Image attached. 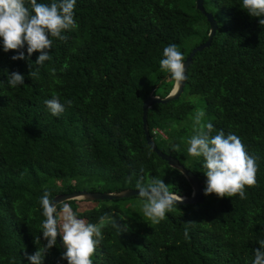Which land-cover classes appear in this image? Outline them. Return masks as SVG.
<instances>
[{
	"label": "trees",
	"instance_id": "trees-1",
	"mask_svg": "<svg viewBox=\"0 0 264 264\" xmlns=\"http://www.w3.org/2000/svg\"><path fill=\"white\" fill-rule=\"evenodd\" d=\"M195 1L76 0L77 26L62 33L66 40L53 39L51 59L39 66L34 62L40 53L32 54L35 78L28 60H13L18 53H5L0 38V264H30L26 253L38 250L35 237L41 236V247L46 243L40 204L45 191L52 200L75 190L136 189L135 180H126L135 173L191 195L185 177L147 144L142 102L152 91L166 96L174 84L160 68L166 46L176 44L185 60L207 39L209 24ZM241 5L242 0H203L217 21L212 41L193 55L180 96L153 104L147 113L156 146L198 176L203 202L175 204L159 223L127 219L129 228L121 231L113 226L125 224L114 203L120 198L83 210L69 200L87 223L109 218L93 264H251L264 239V26ZM192 37L200 41L188 48ZM23 51L27 55L26 46ZM11 72L24 75V84L11 87ZM54 95L61 103L72 101L59 117L44 103ZM196 110L204 113L205 131L211 123L213 136L221 130L237 135L257 158L256 184L245 186L246 198L205 196L203 158L187 155V137L178 139L176 150L166 144L175 125L192 121ZM61 254L57 244L44 264H68Z\"/></svg>",
	"mask_w": 264,
	"mask_h": 264
},
{
	"label": "clouds",
	"instance_id": "clouds-1",
	"mask_svg": "<svg viewBox=\"0 0 264 264\" xmlns=\"http://www.w3.org/2000/svg\"><path fill=\"white\" fill-rule=\"evenodd\" d=\"M30 7H26V0H0V38H2L3 51H16L13 60H28L30 77H37L38 72L32 70L31 56L39 52L34 64L43 66L51 59L49 50L52 49L53 39L66 40L62 35L67 30L74 29L76 21L74 8L76 0H52L50 4L38 3L37 0H27ZM242 9L252 17H259V23L264 26V0H242ZM26 46L27 55L23 49ZM163 59L160 60L161 71L170 74V78L180 85L187 79L184 56L176 44H170L163 49ZM24 75L19 72L8 74L7 83L11 87L23 85ZM175 89L173 90V92ZM48 111L59 117L65 111V104L71 106L72 101L61 103L58 96H53L44 101ZM204 113L199 112L195 117V124L200 125L194 134L187 140V155L202 157L204 173L207 177L204 195L216 194L219 198L234 197L237 194L241 199L246 198L245 186L256 184L257 164L256 157L249 155L241 139L235 134H225L222 130L216 135H211L213 125L208 123L205 131L200 124ZM178 145L174 150L178 149ZM183 175V172H181ZM131 183L135 180V188L143 200L144 216L153 223L164 219L166 212H171L173 206L183 202V197L169 190V185L164 180L153 177L147 182L141 175L126 178ZM50 193L45 191L40 198L42 214V236L45 244H41V236L35 237L38 250L28 255L30 264H44L49 251L57 246L58 236L62 239L66 249L60 259L68 264H93L92 256L97 245L103 240L102 229L108 222V216L99 217L96 224L87 223L77 217L69 201L54 203ZM123 226L114 222L115 227L127 231V219ZM188 232L185 230V236ZM260 248L254 249V258L251 264H264V239L258 241Z\"/></svg>",
	"mask_w": 264,
	"mask_h": 264
},
{
	"label": "water",
	"instance_id": "water-1",
	"mask_svg": "<svg viewBox=\"0 0 264 264\" xmlns=\"http://www.w3.org/2000/svg\"><path fill=\"white\" fill-rule=\"evenodd\" d=\"M195 7L206 17V20L209 24V30H208L207 39L204 42L197 45L196 47H194L189 53V55L185 58L184 63L186 66V71L188 66L192 62V57L195 54V52L201 51L203 48L208 47L210 45L212 38L215 34V31L217 29V21L214 19L213 14L211 12L205 10L203 6V0H196ZM184 85H185V81H183L180 85H177L174 81L171 90L166 96L160 97L158 95H153V91H152L142 102V125H143V131L147 144L158 155V157L166 161L170 167L177 169L180 173L183 172V176L185 177V179L187 180V182L191 187L192 190L191 195L182 196L184 199L183 202H178L179 205L197 204L203 202L204 199H203L202 182L198 179V176L194 172L187 169L182 163L179 162V160L176 157L163 152L156 146L154 142V138L150 135L149 132L147 113H148V109L155 103H166L171 100L177 99L182 93ZM174 89L175 91L173 92ZM138 194L139 193L137 189H130V188L123 189L120 191H111V192L75 190L68 193L56 194L52 200L54 201V203H59L64 200L65 201H69V200L98 201V200H112L117 198H127ZM57 244L59 246V250L61 253L66 251V249L63 247L62 240L59 236L57 238Z\"/></svg>",
	"mask_w": 264,
	"mask_h": 264
},
{
	"label": "rangeland",
	"instance_id": "rangeland-1",
	"mask_svg": "<svg viewBox=\"0 0 264 264\" xmlns=\"http://www.w3.org/2000/svg\"><path fill=\"white\" fill-rule=\"evenodd\" d=\"M199 41H200L199 37H192L187 45L188 48L194 46ZM198 97L199 96L197 95H192V94H187V93L182 94V98L186 100H190L192 102H196L198 100ZM197 113H198V110L194 111V114L192 116V121L190 119L183 120L175 125L173 137L172 139L167 140V143H166L169 147L177 146L178 139L180 137H187L189 139L194 134L195 129L199 128L200 125L195 124V117ZM200 124H202V118H201ZM182 129L184 130V132H181ZM154 132L159 133L164 138L166 137V135H164L161 130L154 129ZM76 201L78 205V208H77L78 210L90 208L92 206L97 205L98 203V201H87V200H76ZM114 203L120 208L121 213L128 220H135L137 218H144V219L148 218L144 216L143 200L139 196L120 198L119 200H114ZM148 219L151 220L150 218Z\"/></svg>",
	"mask_w": 264,
	"mask_h": 264
}]
</instances>
